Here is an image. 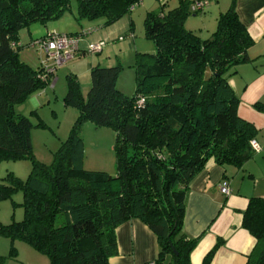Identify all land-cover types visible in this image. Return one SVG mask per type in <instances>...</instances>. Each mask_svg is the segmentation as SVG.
<instances>
[{
	"label": "trees",
	"instance_id": "trees-1",
	"mask_svg": "<svg viewBox=\"0 0 264 264\" xmlns=\"http://www.w3.org/2000/svg\"><path fill=\"white\" fill-rule=\"evenodd\" d=\"M76 2L77 22L103 20L110 27L141 0ZM185 5L180 0L173 10L146 15L144 36L155 52L135 55L132 96L116 87L117 65L90 69L85 98L77 78L67 76L63 104L78 117L46 167L33 157L31 122L14 107L49 82L39 78L40 68L20 61L18 33L61 18L69 1L0 0V163L32 164L25 181L9 174L0 182V202L17 192L23 197V220L0 226L11 244L27 243L49 264H108L117 254L116 228L139 220L156 241L155 259L147 264H190L199 241L182 231L190 183L210 159L222 168H241L255 154L250 142L258 132L238 116L239 98L228 83L237 67L253 63L247 55L253 41L238 20L235 0L204 40L184 29ZM253 108L264 113L262 102ZM84 123L113 130L114 176L82 168ZM241 227L255 240L246 264H264V199H249ZM222 243L217 241L202 264H210Z\"/></svg>",
	"mask_w": 264,
	"mask_h": 264
},
{
	"label": "rangeland",
	"instance_id": "rangeland-1",
	"mask_svg": "<svg viewBox=\"0 0 264 264\" xmlns=\"http://www.w3.org/2000/svg\"><path fill=\"white\" fill-rule=\"evenodd\" d=\"M69 9L63 13L62 17L57 20L47 21L45 23H34L28 28L20 30L18 33L19 45L23 46L19 51V59L28 65L31 69L37 70L41 63L45 60V56L29 44L41 39L47 34H63L71 28L80 30L77 24V2L76 0H68ZM165 7L159 0H141L139 6L130 13L124 15L114 26L103 27V20L94 22H84L83 25H89L93 32L88 34L81 41L80 46L98 43L100 41L108 44L103 47L100 54H86L83 57H74L72 60L62 64L56 71V83L51 88L49 84L43 90L33 93L25 101L15 105L16 114L22 115L29 119L33 128L31 130V143L34 159L44 165L50 166L53 163V156L66 141L69 133L78 117V111L66 108L63 104V98L66 94V78L70 74L78 73L77 81L80 85L82 96L85 98L90 88L89 63H99L101 59L109 60L107 64H94L101 67L119 66L120 74L117 79V89L126 97L133 95L136 87L134 61L136 54H154V43L144 36V19L147 14L160 15L161 12H167L175 9L180 0H167ZM186 5L187 15L183 20L185 30L192 31L201 39H208L215 31L217 22L210 20V9L216 8V4H220L221 12L227 10L230 0H207L208 5L202 11L196 13L191 12L192 6L197 1L205 0H182ZM217 1V2H216ZM215 6V7H213ZM131 18V23L129 19ZM69 25H71L69 27ZM113 28V30H112ZM114 32L110 36L111 39L120 37V39L110 44L103 38L98 40V34L101 32ZM131 35V36H129ZM85 40V42H83ZM114 41V40H113ZM138 50L144 51L137 53ZM83 44V45H82ZM128 48V49H127ZM101 63V62H100ZM233 70H230L232 72ZM55 78V79H56ZM254 111H256L253 108ZM258 112V111H256ZM258 134V133H257ZM258 141L264 144V132L259 133ZM80 137L83 141L82 151V168L87 171L104 172L110 176H114L116 172L115 158L113 154V145L115 135L110 128H98L91 123H84L80 128ZM264 147V146H262ZM250 166L255 163L262 164L264 160V151L254 154ZM257 168L259 169L260 166ZM32 168L29 159H21L17 161H7L0 163V182L6 176L11 174L12 177L25 181L30 174ZM23 197L17 192L12 200L0 202V226H7L14 222H21L24 218V209L20 204ZM12 248L14 249L13 253ZM0 264H49L47 256L38 253L27 243L20 240H13L12 244L9 238L0 235Z\"/></svg>",
	"mask_w": 264,
	"mask_h": 264
},
{
	"label": "crops",
	"instance_id": "crops-1",
	"mask_svg": "<svg viewBox=\"0 0 264 264\" xmlns=\"http://www.w3.org/2000/svg\"><path fill=\"white\" fill-rule=\"evenodd\" d=\"M159 2L164 3V7L168 3L167 0ZM215 6L216 8L210 9V12L213 11L209 19L217 22L222 12L219 3ZM235 12L253 41V45L247 51L253 63L237 67L236 74L229 78L228 83L239 98L238 116L254 126L258 132L255 141L264 149L262 147L264 144L258 141V136L261 135L259 133L264 132V113L253 110L254 104L264 103V0H235ZM129 22L131 23V18ZM83 23L77 22L80 26L79 32L75 31L74 27L63 34L79 35L91 28L89 25L84 26ZM112 30L103 34L101 31L98 35L102 37H98V40L103 38L110 44L120 39V37L111 39L110 36L114 33ZM87 38L89 37L85 40ZM138 48L136 46L137 53L144 52ZM80 49L82 52L75 56L77 58L86 55L83 53L85 46H80ZM100 62H90L89 70L96 66L94 64H107L109 60L101 59ZM74 76L78 78L79 74L75 73ZM55 78L56 75L54 84L57 81ZM251 160L253 159L247 161L241 168L232 166L222 168L210 159L202 172L190 183L182 231L187 239L199 238L190 254V264H202L206 254L219 240L223 243L214 253L210 264H246V258L252 251L255 240L242 229V214L249 199H264V162L255 163V166L251 167ZM256 165L260 168L258 169ZM223 186L228 189L227 195L220 192ZM115 240L117 254L108 260V264H147L155 259L157 251L155 237L139 220H130L118 226L115 230Z\"/></svg>",
	"mask_w": 264,
	"mask_h": 264
},
{
	"label": "built area",
	"instance_id": "built-area-1",
	"mask_svg": "<svg viewBox=\"0 0 264 264\" xmlns=\"http://www.w3.org/2000/svg\"><path fill=\"white\" fill-rule=\"evenodd\" d=\"M208 1H197L194 6H192L191 11L196 13L204 9ZM135 8H131V12ZM92 30H86L82 32L81 35H65V34H47L41 39L32 41L29 46L36 49L41 54L45 56V60L41 63L40 70L41 73L38 75L42 81H48L51 88L54 86V76L57 69L66 62L72 60L78 53L80 49L81 41L85 36L92 33ZM106 44L102 41L98 43H92L87 45L85 51L87 54L96 55L99 54ZM144 103L143 99L138 101V105ZM251 149L254 153H260L262 149L255 140L250 142ZM220 192L224 195L228 194V189L226 186L220 188Z\"/></svg>",
	"mask_w": 264,
	"mask_h": 264
}]
</instances>
